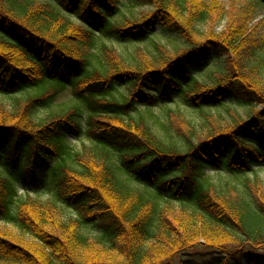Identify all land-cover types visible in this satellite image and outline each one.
<instances>
[{"label": "trees", "instance_id": "1", "mask_svg": "<svg viewBox=\"0 0 264 264\" xmlns=\"http://www.w3.org/2000/svg\"><path fill=\"white\" fill-rule=\"evenodd\" d=\"M131 2L150 9L118 19L120 0H0V95L24 92L0 100V220L19 231H0V258L264 264V183L247 176L219 185L207 176L264 167L255 5ZM196 23L208 25L202 41L192 37ZM156 27L189 46L171 52L155 42L127 59L113 45ZM211 58L226 68L201 79ZM65 91L68 106L40 113ZM158 104L157 127L134 118ZM220 107L235 117L226 126L213 110ZM187 110L200 114L198 124ZM69 137L87 144L76 149Z\"/></svg>", "mask_w": 264, "mask_h": 264}, {"label": "rangeland", "instance_id": "2", "mask_svg": "<svg viewBox=\"0 0 264 264\" xmlns=\"http://www.w3.org/2000/svg\"><path fill=\"white\" fill-rule=\"evenodd\" d=\"M122 3V7L118 14V19H123L124 16H134L139 17V15L142 14L143 11H148L150 9L149 6H142V5H135L131 0H120ZM220 4L222 5H229L230 3H236L238 7H246L248 4L253 3L254 6V16L255 17L252 22H250V25L253 27L255 26V37H257V41L261 43V46L256 51L257 56L264 57V6H260L256 3H254V0H218ZM225 25V21L222 20L218 25L214 27L215 32H220L223 30ZM208 34V25L203 23H196L195 25V32L192 33V37L195 41H202L205 39V37ZM189 40V39H188ZM159 42L163 45H165L171 52H173L176 49H179V51H182L184 48L189 46L187 43V40L181 37H173L169 36L166 33L163 32V30L159 29L158 27L155 28L153 34H150V36L146 39L135 41V42H128V43H113L115 47L127 58L131 59L134 55V50L137 46L146 47L148 49H151L153 47V43ZM226 66H224V63L216 58H211L209 62L207 63L206 67L203 68V71L200 72V78L201 79H207L208 76H210L215 71V69H225ZM261 70V81L259 82V85L264 88V64L263 66H260ZM121 92L124 91V88L120 89ZM24 92L21 93H13V94H7V95H0V100L4 101L5 103H10L11 96L10 95H21ZM72 100V95L69 91H65L61 95H59L50 106H43L42 109H40V113L43 115L48 114L52 111H58L62 108H65L70 104V101ZM163 110V105L158 104L151 108H144L142 107L138 112L134 114V118L138 119L139 116H143L147 122H149L153 127H157V123L155 122L156 118H161V112ZM214 112L221 114L222 119L219 118L222 125L226 126L230 123L232 120V117L235 118L231 113L230 115L226 113L222 107L220 108H213ZM246 108L238 106L236 109V112L241 116H245ZM185 115L188 119L193 121L194 123L198 124L200 122V114L193 110H187L185 112ZM70 143L73 145L74 148L79 149L83 144H87L85 140L82 139H74L69 137L68 138ZM208 178L211 181L216 182L219 185H225L226 183L236 184L239 185L245 177H253L257 176L259 177L262 182L264 183V167H254L253 170L247 171L245 173H240L237 175L228 174L225 172L220 173H213V171H208ZM19 193L23 194V191L19 189ZM37 194V195H34ZM30 196H45V193L43 191H38L34 193L33 191H29ZM0 231L1 232H8V233H19L18 229L15 227V224L3 222L0 220ZM27 238V236H25ZM203 249L198 250L196 253L202 252ZM0 264H11L9 261L0 258Z\"/></svg>", "mask_w": 264, "mask_h": 264}]
</instances>
